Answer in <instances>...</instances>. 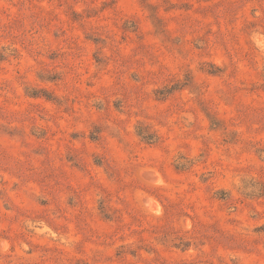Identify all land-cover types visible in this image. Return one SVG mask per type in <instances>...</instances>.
<instances>
[{
    "label": "rangeland",
    "instance_id": "obj_1",
    "mask_svg": "<svg viewBox=\"0 0 264 264\" xmlns=\"http://www.w3.org/2000/svg\"><path fill=\"white\" fill-rule=\"evenodd\" d=\"M0 264H264V0H0Z\"/></svg>",
    "mask_w": 264,
    "mask_h": 264
}]
</instances>
